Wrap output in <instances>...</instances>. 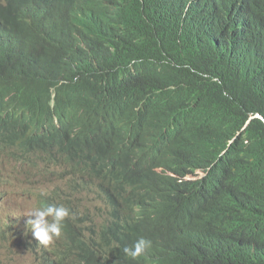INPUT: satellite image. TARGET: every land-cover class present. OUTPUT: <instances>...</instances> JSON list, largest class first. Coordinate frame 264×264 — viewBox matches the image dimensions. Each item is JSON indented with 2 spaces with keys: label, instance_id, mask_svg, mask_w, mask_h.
I'll use <instances>...</instances> for the list:
<instances>
[{
  "label": "trees",
  "instance_id": "1",
  "mask_svg": "<svg viewBox=\"0 0 264 264\" xmlns=\"http://www.w3.org/2000/svg\"><path fill=\"white\" fill-rule=\"evenodd\" d=\"M243 1L0 0V150L58 164L54 150L84 154L94 133L117 146L108 179L76 176L67 194L50 180L37 195L38 207L70 209L73 246L101 235L122 259L145 237L140 257L166 264H264V0ZM166 117L193 121L200 167L231 140L229 180L220 170L195 180L191 152L163 154L154 141ZM91 193L106 203L97 227L78 199Z\"/></svg>",
  "mask_w": 264,
  "mask_h": 264
},
{
  "label": "clouds",
  "instance_id": "2",
  "mask_svg": "<svg viewBox=\"0 0 264 264\" xmlns=\"http://www.w3.org/2000/svg\"><path fill=\"white\" fill-rule=\"evenodd\" d=\"M55 103L56 93L53 92L52 105ZM99 116H101V112H95L93 116L95 119L93 122H96L95 120ZM55 121L57 122L56 119ZM154 144L163 152V154L167 156H169L172 152H183L178 149L175 150L172 146L164 149L162 139L157 136H155ZM113 145L116 146L114 140H112L111 136L108 134L94 133L92 141L89 145V150L84 154H71L70 156L65 157L60 156L58 150H54L52 152L54 154L53 158L58 160V164H52L48 161H44L40 158L42 155L38 152H36L30 159H23L19 154H14L10 150L1 149L0 159L4 160L6 158H12L18 160L21 168H27L29 170L27 180L20 187V193L28 192L33 187L36 188L32 189L30 193L32 194V198H34L37 203L38 194L46 195L51 193L53 184L45 183L50 180L58 179V187L62 192H66V194L70 191L68 181L76 176L82 177L92 186L98 185L105 179L102 171L108 170V168L113 166L117 159L118 151L117 148H113ZM55 152L58 153L56 154ZM35 160L37 162H35ZM68 161L75 164H87L88 168L78 167L72 175H68L63 173L62 169H60V166ZM192 173L195 180H205L207 178V175L200 174L196 170ZM36 178H40L42 180L41 185L45 183V187L51 188L42 191V188H40L41 185L35 186ZM8 184L9 182L6 183V186ZM203 187L210 189L209 186L203 185ZM6 190H8L7 187H2L0 189V195H3L1 193H4ZM37 190L40 192L34 193ZM205 194L211 195L209 191H206ZM91 195L97 197L98 199L100 197L97 194L91 193ZM84 196H86V194L79 195L78 199ZM103 212L105 214V208ZM27 214L29 215V218L23 220V226L21 227L15 228L13 220H6L1 225L0 229H2V231L0 233L4 230L6 231L1 235L0 239V244L2 245L1 247H3L0 248V264H21L22 261L26 260L27 264H32L48 250H50V252H48L45 256H42L38 264H114L116 262L111 258H106L105 256L96 253L89 243L76 244L75 246L71 244L72 241L70 236H67L70 232L64 230L65 222L68 218H70L71 212L70 209L63 204L49 202L40 207L34 208ZM61 236H66V242H61L58 246L59 238H61ZM56 239L57 242L55 243L54 241ZM213 245L214 244L208 245L205 243L203 249H211ZM151 247V240L145 237H140L131 247L123 248V252L128 257L135 260L146 254ZM5 251L9 252V256L18 259L15 261L9 259L7 262H1ZM14 252H21L22 254L17 255ZM92 256H97V258L93 259Z\"/></svg>",
  "mask_w": 264,
  "mask_h": 264
},
{
  "label": "bare ground",
  "instance_id": "3",
  "mask_svg": "<svg viewBox=\"0 0 264 264\" xmlns=\"http://www.w3.org/2000/svg\"><path fill=\"white\" fill-rule=\"evenodd\" d=\"M226 1L244 4L243 0H226ZM135 110L142 116V119L140 120H145L149 118L148 107L141 106V107L135 108ZM155 132H156L155 136L162 139V145H164V149H167L168 147L172 146L174 147L175 150L178 149L183 152H191V156L195 157V164H196L195 170L198 173L205 174L208 176L207 173H209L210 171L220 170L219 175H218L220 182L229 180L227 173L233 166L231 165V162L234 159L228 153L229 149L231 150V152H234V150L230 148L231 140H229L227 149L224 150L219 157H217L216 159H213L212 163L209 161L207 167L204 168V167H200V164H201V150L199 148L200 138L193 124V121L189 119L175 121L169 117H166V119L162 123L157 125ZM54 134L56 133H53V135ZM152 153H155V152H152ZM104 177L108 179L109 174H105ZM219 185H220L219 183H215V182L212 183V191L215 192L216 189L219 187ZM204 186H209V185L204 184ZM218 195H219V191L216 192L214 197L216 198L218 197ZM114 219L115 218L113 216L106 218L104 222H102L101 227L105 223H106V227H108L114 222ZM125 226H128V224H125ZM62 238H63L62 236L61 238H59L58 246L62 242ZM96 240L98 241V244L96 245L90 244L93 250L96 253L105 256L106 258H111L115 260L117 264H166L162 259H154L152 256L146 257V258L140 257L134 260L125 254L123 255L122 259H117L116 250L118 249V246L116 247V245H113V244L111 246L102 245V242H100L102 240L101 235L99 236V238H96ZM54 249H51V250H54ZM178 250H181V249H178ZM48 252H50V250L46 251L42 256H45L46 254H48ZM42 256L39 257L36 261H34L32 264H38ZM174 263L175 262L173 261L172 264ZM184 263L185 261H182V260L176 261V264H184Z\"/></svg>",
  "mask_w": 264,
  "mask_h": 264
},
{
  "label": "rangeland",
  "instance_id": "4",
  "mask_svg": "<svg viewBox=\"0 0 264 264\" xmlns=\"http://www.w3.org/2000/svg\"><path fill=\"white\" fill-rule=\"evenodd\" d=\"M55 153L57 154L58 152ZM35 162L37 161L35 160ZM20 166L21 165L19 164L18 160L12 158H6L4 160L0 159V189L2 187L8 188V190H6L4 193H1L3 195H0V227L6 220H13L15 228L23 226V220L29 218L27 213L38 207L34 198L28 195L23 196L20 193V187L27 180V174L29 172L27 168H21ZM35 180V186H40L42 184V180L40 178H36ZM7 182H9V184L6 186ZM40 188H42V191H45L51 187H45L43 184L40 186ZM38 192L40 191L37 190L34 193ZM80 204L81 206L87 205L92 208V213H89L88 218H93L96 222L94 227H97L99 222L103 221L105 216L103 211L106 207V203L101 200L100 197L98 199L91 194H86V196L81 198ZM82 210L87 211L86 208H83ZM100 229L101 225L96 231L99 232ZM1 231L2 229H0V232ZM5 231L6 230L0 233V239L1 235ZM206 244L211 245L213 244V241L206 242ZM1 246L2 245L0 244V248H3ZM9 259L15 261L18 258L9 256V252L5 251L3 253L1 262H7ZM26 261H22L21 264H27Z\"/></svg>",
  "mask_w": 264,
  "mask_h": 264
}]
</instances>
